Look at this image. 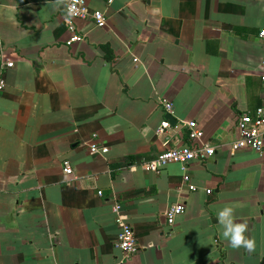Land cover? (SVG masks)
<instances>
[{"label":"crops","instance_id":"obj_1","mask_svg":"<svg viewBox=\"0 0 264 264\" xmlns=\"http://www.w3.org/2000/svg\"><path fill=\"white\" fill-rule=\"evenodd\" d=\"M88 4L107 24L78 20L85 38L68 46L66 0H0V54L15 62L0 90V264H262L264 155L231 143L262 104L264 0ZM164 101L178 123L160 134ZM187 119L216 153L187 164L188 182L178 162L145 170L190 144ZM115 202L135 230L130 257ZM175 204L186 210L169 224ZM225 206L253 251L223 237Z\"/></svg>","mask_w":264,"mask_h":264},{"label":"built area","instance_id":"obj_2","mask_svg":"<svg viewBox=\"0 0 264 264\" xmlns=\"http://www.w3.org/2000/svg\"><path fill=\"white\" fill-rule=\"evenodd\" d=\"M111 1V0H110ZM92 19L98 27H104L107 24L108 17L101 10H92L88 4V0H66V15L65 23L70 36L67 40V45L72 46L77 42L84 40L85 34L80 31L77 26L78 20ZM260 38L264 39V27L259 31ZM0 90H3L6 85V72L9 68L15 65L14 60H10L0 54ZM263 73L262 79V104L258 106L254 113L246 112L241 114L238 123V138L231 143L233 152L242 149H252L264 155V62L262 63ZM165 112L170 113L173 110V104L168 101L163 102ZM182 126L188 130L190 144L182 147L172 146L166 148L156 158L145 162L142 167L145 170L158 172L160 168L168 163H181L185 171L184 180L188 182L187 164L191 161H204L216 153V147L205 140V133L199 127L196 120H182ZM171 128V123L168 119H164L158 130L160 134H164ZM89 149L96 154H106L109 151L108 147H100L93 142ZM68 165V162L66 163ZM67 173H72V169L67 166ZM189 188L196 190L197 187L189 184ZM209 193L211 189L207 190ZM102 195V191L99 192ZM113 210L116 213V222L120 227V232L117 235L116 246L121 249L127 257L138 251V242L135 230L128 222L127 216L123 212V207L120 202H115ZM186 210L185 205H172L167 212V221L173 224L176 217L183 214Z\"/></svg>","mask_w":264,"mask_h":264},{"label":"clouds","instance_id":"obj_3","mask_svg":"<svg viewBox=\"0 0 264 264\" xmlns=\"http://www.w3.org/2000/svg\"><path fill=\"white\" fill-rule=\"evenodd\" d=\"M218 221L222 226V235L228 240L230 247H244L248 251H253L255 244L254 240L245 236L247 231L246 222H236L234 217V209L230 206H225L218 213Z\"/></svg>","mask_w":264,"mask_h":264},{"label":"water","instance_id":"obj_4","mask_svg":"<svg viewBox=\"0 0 264 264\" xmlns=\"http://www.w3.org/2000/svg\"><path fill=\"white\" fill-rule=\"evenodd\" d=\"M166 118L170 121V123H171L172 125L178 123L177 118H176L173 114H171V113H168L167 116H166ZM262 264H264V261H263Z\"/></svg>","mask_w":264,"mask_h":264},{"label":"trees","instance_id":"obj_5","mask_svg":"<svg viewBox=\"0 0 264 264\" xmlns=\"http://www.w3.org/2000/svg\"><path fill=\"white\" fill-rule=\"evenodd\" d=\"M124 163H126V164H130V161L129 160H127L126 162H124Z\"/></svg>","mask_w":264,"mask_h":264}]
</instances>
